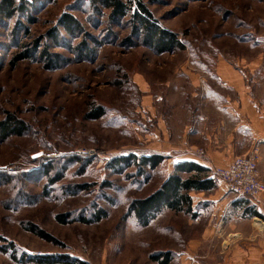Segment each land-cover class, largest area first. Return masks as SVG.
<instances>
[{
  "label": "rangeland",
  "instance_id": "obj_1",
  "mask_svg": "<svg viewBox=\"0 0 264 264\" xmlns=\"http://www.w3.org/2000/svg\"><path fill=\"white\" fill-rule=\"evenodd\" d=\"M139 1L177 36L182 50L156 54L131 36L127 19L111 22L108 11L96 12L86 0H39L28 9L30 20L17 15L0 21V123L11 116L24 129L7 138L0 132V264H36L34 257L62 255L83 264H155L151 257L165 251L171 252L169 264H185L176 258L181 253L188 254L189 264L208 263L211 250L197 212L190 217L165 211L146 228L128 215L132 200L163 182L169 153L163 154L164 168L143 177L133 168L114 173L107 163L151 154L159 97L170 91L168 99L176 103L182 92L199 90L190 78L201 81L218 60L242 63L238 68L247 86L257 76L255 89L264 91V65L253 79L242 69L258 58L264 61V0ZM64 13L74 16L82 31L71 37L57 28L53 41L47 33ZM34 41L46 47L49 60L38 52L12 65ZM82 42L89 54L78 49ZM96 107L104 116L87 119ZM177 108L174 104L172 113ZM169 116L184 121L186 114ZM47 169L60 182L49 186ZM97 209L106 212L105 219L79 222ZM32 228L55 243L40 239ZM223 236L227 246L232 238Z\"/></svg>",
  "mask_w": 264,
  "mask_h": 264
},
{
  "label": "crops",
  "instance_id": "obj_2",
  "mask_svg": "<svg viewBox=\"0 0 264 264\" xmlns=\"http://www.w3.org/2000/svg\"><path fill=\"white\" fill-rule=\"evenodd\" d=\"M262 62L258 58L242 69H246L252 78L261 74ZM241 64L234 66L218 60L212 73H205L201 81H197L196 75L190 78L193 87H199V90L182 92L181 96L177 95L176 103L169 101L170 91L163 98L159 97V113L154 106L158 117L151 152L164 156L170 154L167 159L169 171L178 163H194L210 172L213 168L228 166L236 157L257 151L260 157L258 172L264 183V91L255 89L260 82L257 76L255 80L252 78L255 83L250 88L247 86L245 73L238 68ZM174 104L178 108L172 113ZM168 113L186 116L184 121L173 116L170 119ZM197 150H201L200 155ZM213 193L210 196L190 194L192 213L197 212L200 217L197 219L202 218L204 238L211 250L208 254L210 262L204 264H264V193L257 203L250 202L261 216L252 219L261 221L263 232L252 227V219L242 217V204L238 200L243 198L228 193L225 186H217ZM257 227L261 228V224ZM223 235L232 238L227 246H224L226 241H221L225 240ZM215 248L218 250L214 251ZM176 258L179 261L184 259L185 264L190 263L188 254L181 253Z\"/></svg>",
  "mask_w": 264,
  "mask_h": 264
},
{
  "label": "trees",
  "instance_id": "obj_3",
  "mask_svg": "<svg viewBox=\"0 0 264 264\" xmlns=\"http://www.w3.org/2000/svg\"><path fill=\"white\" fill-rule=\"evenodd\" d=\"M39 0H0V21L12 20L17 15L27 16L28 9L33 7ZM53 2L55 0H46ZM89 7L96 11H108V18L111 22L122 21L127 19L131 31V36L141 39L143 46L151 49L158 55L172 53L174 50H182L183 46L174 33L163 29L154 19L151 12L139 0H86ZM30 17L27 16V20ZM31 22V21H30ZM57 28H61L67 35L73 37L75 33H81L82 29L79 22L74 16L68 13L62 14L56 23V28L50 30L47 34L53 41L58 39L55 35ZM32 48L22 51L14 58L12 65L17 62L29 59L30 54H37L40 57L45 56L47 61L51 56L47 55L46 47H41L39 41L32 43ZM79 48H83L80 50ZM78 49L81 53L89 54L90 51L86 44L80 45ZM51 62L49 61V64ZM48 68L49 65H46ZM105 111L102 107L91 109L87 115L89 120H97L103 117ZM0 132L4 138L11 135L21 136L24 132L20 122L15 121L11 116L0 123ZM166 157L160 154L128 155L117 157L107 163V168L117 174H122L130 168L135 169L137 177H143L148 171L155 172L165 166ZM166 177L160 186L148 194L144 198L132 200L127 208L128 215L133 216L138 225L142 228L149 227L153 224L160 215L165 212L192 214V193H209L216 187L208 176V170L194 163H178L174 165L171 171H167ZM50 169H47L48 185L53 186L60 182L61 177H51ZM148 179V176L145 177ZM86 186H81L80 189H85ZM238 202L242 204V217L245 219L261 218L255 208L250 204L247 197H241ZM194 217V216H190ZM106 218V212L102 209H97L90 220L80 219L79 222L84 224L99 223ZM58 222H64L62 216L57 217ZM32 233L40 239L55 243L51 236L37 228L31 229ZM13 250V249H12ZM14 250L10 257L16 260ZM171 252H159L151 257L155 264H169L171 260ZM36 264H83L76 260H67L66 256H47L43 258H32Z\"/></svg>",
  "mask_w": 264,
  "mask_h": 264
},
{
  "label": "built area",
  "instance_id": "obj_4",
  "mask_svg": "<svg viewBox=\"0 0 264 264\" xmlns=\"http://www.w3.org/2000/svg\"><path fill=\"white\" fill-rule=\"evenodd\" d=\"M201 154V150L196 151ZM76 154H85V151H76ZM259 154L253 151L247 156L236 157L226 167H216L209 172V178L215 183L223 184L228 192L235 197H247L252 203H257L264 193V183L259 172ZM261 224V228L257 224ZM262 223L259 219H252V227L263 232Z\"/></svg>",
  "mask_w": 264,
  "mask_h": 264
}]
</instances>
